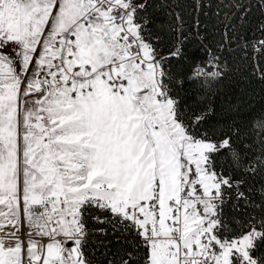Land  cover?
<instances>
[{
    "label": "snow or ice",
    "instance_id": "6c2138e0",
    "mask_svg": "<svg viewBox=\"0 0 264 264\" xmlns=\"http://www.w3.org/2000/svg\"><path fill=\"white\" fill-rule=\"evenodd\" d=\"M158 7L0 0V264H264V0Z\"/></svg>",
    "mask_w": 264,
    "mask_h": 264
},
{
    "label": "trees",
    "instance_id": "16d2710c",
    "mask_svg": "<svg viewBox=\"0 0 264 264\" xmlns=\"http://www.w3.org/2000/svg\"><path fill=\"white\" fill-rule=\"evenodd\" d=\"M158 3L164 5L163 8L158 7L155 10L154 15V25L157 29H162L165 35V43H168L171 38V33L173 29L179 28V21L175 18L177 14H182L185 24L184 27L187 28L194 22V17L197 15L193 11V0H158ZM248 37L250 40L259 39V35L253 31L248 32ZM186 52L188 55L194 56L198 55L194 42L189 39L185 41ZM243 55V53H240ZM186 61L182 67L187 71L188 63Z\"/></svg>",
    "mask_w": 264,
    "mask_h": 264
}]
</instances>
